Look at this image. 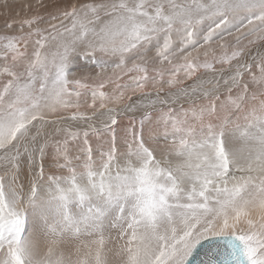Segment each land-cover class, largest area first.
Returning <instances> with one entry per match:
<instances>
[{
	"label": "snow or ice",
	"instance_id": "obj_1",
	"mask_svg": "<svg viewBox=\"0 0 264 264\" xmlns=\"http://www.w3.org/2000/svg\"><path fill=\"white\" fill-rule=\"evenodd\" d=\"M0 17V264H264V0Z\"/></svg>",
	"mask_w": 264,
	"mask_h": 264
},
{
	"label": "rangeland",
	"instance_id": "obj_2",
	"mask_svg": "<svg viewBox=\"0 0 264 264\" xmlns=\"http://www.w3.org/2000/svg\"><path fill=\"white\" fill-rule=\"evenodd\" d=\"M0 24H2V17H0Z\"/></svg>",
	"mask_w": 264,
	"mask_h": 264
}]
</instances>
